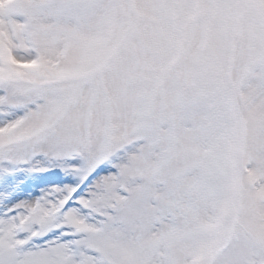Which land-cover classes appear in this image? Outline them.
I'll use <instances>...</instances> for the list:
<instances>
[{
    "label": "snow or ice",
    "instance_id": "6c2138e0",
    "mask_svg": "<svg viewBox=\"0 0 264 264\" xmlns=\"http://www.w3.org/2000/svg\"><path fill=\"white\" fill-rule=\"evenodd\" d=\"M0 264H264V0H0Z\"/></svg>",
    "mask_w": 264,
    "mask_h": 264
}]
</instances>
